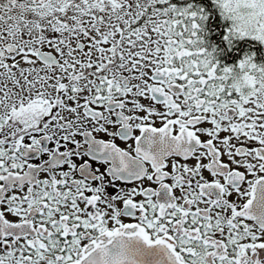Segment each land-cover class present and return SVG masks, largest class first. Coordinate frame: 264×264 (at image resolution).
I'll return each mask as SVG.
<instances>
[{"label":"snow or ice","instance_id":"snow-or-ice-1","mask_svg":"<svg viewBox=\"0 0 264 264\" xmlns=\"http://www.w3.org/2000/svg\"><path fill=\"white\" fill-rule=\"evenodd\" d=\"M0 264H264V0H0Z\"/></svg>","mask_w":264,"mask_h":264}]
</instances>
